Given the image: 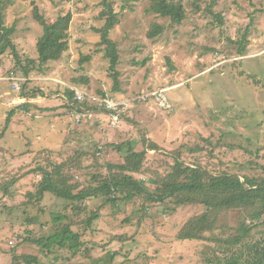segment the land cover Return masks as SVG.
<instances>
[{"label": "rangeland", "instance_id": "rangeland-1", "mask_svg": "<svg viewBox=\"0 0 264 264\" xmlns=\"http://www.w3.org/2000/svg\"><path fill=\"white\" fill-rule=\"evenodd\" d=\"M101 1L4 0L3 24L15 31L14 48L0 55V264H25L13 260L25 254L39 257L34 264H202L203 243L176 236L204 205L135 199L114 207L93 199L86 202L87 211L100 207L99 218L85 229L82 217L72 212L76 203L52 194L40 202L43 175L35 168L52 169L62 161L61 151H89L86 165L98 157L94 171L107 173L101 164L123 160L115 146L135 141L142 150L149 137L159 148L149 149L146 161L159 168L145 167L135 175L151 188L157 184L150 179L160 180L179 153L185 163L213 173L264 175V0H174L185 6L182 23L150 11V0H111L120 19L110 33L120 54L119 92L113 90L111 63L100 44ZM36 11L48 22L71 12L70 44L61 59L26 76L24 68L31 67L29 58H37L43 33ZM155 23L164 29L151 38ZM64 84L131 103L115 128L99 108L77 123L73 107L66 106ZM160 89H166L169 109L151 96ZM48 100L54 106L46 110ZM78 129L84 132L77 135ZM76 171L70 173L75 182L92 181ZM51 212L73 213L78 221L74 229L83 234L77 254L70 245L46 248L34 241L56 231ZM236 215L229 213L230 225L237 223ZM263 234L261 225L252 237Z\"/></svg>", "mask_w": 264, "mask_h": 264}, {"label": "trees", "instance_id": "trees-1", "mask_svg": "<svg viewBox=\"0 0 264 264\" xmlns=\"http://www.w3.org/2000/svg\"><path fill=\"white\" fill-rule=\"evenodd\" d=\"M101 2L104 8L100 16L105 18V23L98 29L101 33L100 44L105 46V57L111 63L113 90L119 92L121 91L120 72L117 66L120 54L118 43L110 37V33L119 24L120 19L111 0ZM4 8V0H0V55L7 48L14 46L11 35L15 27H7L3 24ZM149 10L162 17H169L174 23H182L186 17V9L181 1L150 0ZM35 17L42 25L43 33L36 46L37 58H29L28 63L31 67L24 68L26 76L35 69L42 70V67L51 61L61 59L70 44L71 12L63 13L51 22H48L38 11ZM163 29V25L155 23L148 35L155 38ZM64 92L69 96L70 101L66 106L81 105L75 99L73 91L66 88ZM107 94L103 92L101 95ZM83 105L91 107L89 102ZM47 108L51 109V107ZM13 112L15 111H11ZM78 131L77 135L84 132L80 129ZM148 138L143 139L145 148L142 150L136 149L135 141H127L115 146L122 153L123 160L119 163L101 164L100 167H106L107 173L94 171L99 165V158H96L95 154L96 160L86 165L85 158L93 155L89 151H83L78 147L72 148L67 153L61 151L62 161L54 164L52 169L40 166L35 168L43 175L37 189L40 202L47 194H52L70 203H76L71 205L72 212L82 217L80 222L85 229L92 227L99 218L100 207L97 210L87 211L86 202L93 199L96 204L98 200L103 199L98 203L99 206L111 203L114 207L120 202H133L135 199L151 203L171 201L175 206L201 204L206 207L205 211L191 216L181 227L176 238L180 241L194 240L203 243V247L204 245L206 247L205 249L202 247L200 251L202 264H264V234L259 238L252 237L254 229L264 225V175L242 177L226 171L213 173L202 165L192 166L185 163L181 157L182 153H179L174 154V162L169 164L168 169L165 168L160 180L150 179L157 184L155 188H151L146 180L139 179L135 175L145 171V167L159 168L153 167L146 161L149 156L148 150L159 148L155 141H150ZM75 170H78L76 171L78 174L85 176L88 174L87 177L90 175L92 181L87 184L85 179L75 182L73 175L70 174ZM229 213H237L235 225L228 223ZM51 217L57 227L56 231L34 241L46 248L52 247L54 243H58L61 247L70 245L72 253L77 254L83 233L74 229L78 221H74L73 213L51 212ZM13 260L18 263L34 264L39 261V257L25 254L14 256Z\"/></svg>", "mask_w": 264, "mask_h": 264}, {"label": "built area", "instance_id": "built-area-1", "mask_svg": "<svg viewBox=\"0 0 264 264\" xmlns=\"http://www.w3.org/2000/svg\"><path fill=\"white\" fill-rule=\"evenodd\" d=\"M19 80H21V78H19L18 81ZM64 85L73 91L75 99H77L81 104L80 106L77 105L76 107H73L70 112L77 123H83L87 120V118L90 119L94 117L98 111L94 109L99 108L104 110L106 114H101V116L106 117L108 119V123L115 128L122 122V117L131 103L130 100H118L109 94L102 96L101 98H96L82 87L69 84ZM15 88L18 91L22 90V86L17 83L15 84ZM151 96L155 97V100L162 108L169 109L171 107V103L166 95V89H160L152 93ZM85 102H89V104L90 102H93V106L88 107V109H84L85 106H83V103Z\"/></svg>", "mask_w": 264, "mask_h": 264}, {"label": "crops", "instance_id": "crops-1", "mask_svg": "<svg viewBox=\"0 0 264 264\" xmlns=\"http://www.w3.org/2000/svg\"><path fill=\"white\" fill-rule=\"evenodd\" d=\"M46 95H48V94H46ZM23 96H24V95H23ZM44 98H45V97H44ZM52 98H53V97H52ZM21 100H22V99H21ZM52 100H53V101H57V99H55V98H53ZM53 101H49V100H48V103L50 104V106H45V107H52V106H54V105H53ZM25 105H26V104H24L23 107H25ZM40 108H41V107H40ZM46 110H48V109H46ZM46 112H47V113H50V112H48V111H46Z\"/></svg>", "mask_w": 264, "mask_h": 264}]
</instances>
